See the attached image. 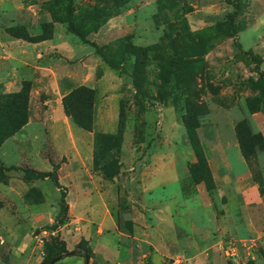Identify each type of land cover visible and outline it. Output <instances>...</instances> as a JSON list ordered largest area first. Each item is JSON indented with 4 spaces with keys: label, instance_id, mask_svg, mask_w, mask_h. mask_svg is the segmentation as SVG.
Wrapping results in <instances>:
<instances>
[{
    "label": "rangeland",
    "instance_id": "obj_1",
    "mask_svg": "<svg viewBox=\"0 0 264 264\" xmlns=\"http://www.w3.org/2000/svg\"><path fill=\"white\" fill-rule=\"evenodd\" d=\"M236 41L264 71V0H0V264H264V80ZM81 85L90 130L62 107Z\"/></svg>",
    "mask_w": 264,
    "mask_h": 264
},
{
    "label": "trees",
    "instance_id": "obj_2",
    "mask_svg": "<svg viewBox=\"0 0 264 264\" xmlns=\"http://www.w3.org/2000/svg\"><path fill=\"white\" fill-rule=\"evenodd\" d=\"M71 15H72L71 9L69 8L68 13H67V17H66L68 30L70 32H73V33L81 36L82 39H84V41H86L87 39H85L83 33L80 30L75 28L73 21H72V18H71ZM233 17H234V12L229 14L228 29H229V32L235 36L236 30L234 27ZM236 46L239 50V53L245 58L246 63H248L250 61L255 63V65L257 66V69L259 70V78L264 80V71L259 69L258 57H256L251 51L243 50L241 44L237 41H236ZM109 64L113 67L118 66V63L116 60H109ZM131 77H132V85H133L134 90H135L136 101L139 104H143V98H144V94H145L143 77L137 68L132 70ZM19 92H17V93H19ZM17 93H15V94H17ZM92 101H93V89L90 87L81 85L79 87L72 89L69 93H67L66 95H64L62 97V107H63L65 114L67 116H69L77 126H79L80 128L86 129V130H90L92 123H93V121H92L93 115H92V111H91L92 104H93ZM25 122H22L20 124L15 125L13 131H16L17 129H19L23 124H25ZM241 123H243V122H241ZM236 130H237V136H238V139L240 142L241 151H242L243 155L246 158H248V154H247L244 146H242L243 145L242 139L244 136L242 135V131L240 130L239 125L236 127ZM248 135L253 136L255 134L251 133V131L250 132L248 131ZM9 168H16L17 169L18 167L9 166ZM42 175H53V179L55 180V185L57 187H59L61 190V194H60V198H59L60 210L56 216L55 222L53 223V227L57 228L60 224H62L64 222L65 214L67 213V210H68V204L65 200L66 194H65V191L62 190L64 187L58 182L56 174H52V172H45V173H42ZM61 246H62L63 250H66L63 246V243ZM53 259H51L48 262V264Z\"/></svg>",
    "mask_w": 264,
    "mask_h": 264
},
{
    "label": "crops",
    "instance_id": "obj_3",
    "mask_svg": "<svg viewBox=\"0 0 264 264\" xmlns=\"http://www.w3.org/2000/svg\"><path fill=\"white\" fill-rule=\"evenodd\" d=\"M223 179H225L224 180V182L226 183L227 181H226V179L227 180H229L230 181V179H228V178H223ZM232 180V179H231ZM181 182H182V180H179L178 179V181H177V185H178V187L180 186V191L182 190V184H181ZM230 185H231V188H230V190H228V188L230 187ZM225 186H227V187H225ZM254 188V187H253ZM256 188V187H255ZM252 189V187L250 188V190ZM217 190H218V192H221V193H223V192H225L226 190L227 191H229L228 193H230V192H235V193H241V194H246V189H244V190H242V188H241V186H240V184H238V181H237V184L235 183V185L232 187V184H223V183H221V185L220 186H218V188H217ZM228 195V194H227ZM231 195L229 194L228 195V203L230 202V197ZM242 206V205H241ZM170 207L172 208V207H174V205H170ZM170 230L174 233L173 235L175 236V238H174V236H173V238L174 239H177V240H182L180 237H177V226L174 224V225H172V227H170Z\"/></svg>",
    "mask_w": 264,
    "mask_h": 264
},
{
    "label": "water",
    "instance_id": "obj_4",
    "mask_svg": "<svg viewBox=\"0 0 264 264\" xmlns=\"http://www.w3.org/2000/svg\"><path fill=\"white\" fill-rule=\"evenodd\" d=\"M74 254H81L84 257L85 264H89L90 260V254L89 251L79 245L75 246L72 250H68L65 253H62L58 257L54 258L49 264H53L56 260L68 256V255H74Z\"/></svg>",
    "mask_w": 264,
    "mask_h": 264
}]
</instances>
